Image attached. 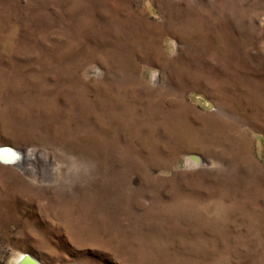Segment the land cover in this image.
<instances>
[{"label":"rangeland","instance_id":"obj_1","mask_svg":"<svg viewBox=\"0 0 264 264\" xmlns=\"http://www.w3.org/2000/svg\"><path fill=\"white\" fill-rule=\"evenodd\" d=\"M0 145V264H264V0H0Z\"/></svg>","mask_w":264,"mask_h":264},{"label":"water","instance_id":"obj_2","mask_svg":"<svg viewBox=\"0 0 264 264\" xmlns=\"http://www.w3.org/2000/svg\"><path fill=\"white\" fill-rule=\"evenodd\" d=\"M18 157V154L14 152L13 148L10 146L0 147V160H12ZM17 264H41L34 256L29 253H24Z\"/></svg>","mask_w":264,"mask_h":264},{"label":"bare ground","instance_id":"obj_3","mask_svg":"<svg viewBox=\"0 0 264 264\" xmlns=\"http://www.w3.org/2000/svg\"><path fill=\"white\" fill-rule=\"evenodd\" d=\"M5 146V145H0ZM15 153H17L19 156L13 158L12 160H0V162L5 163V164H13L18 167L25 168V164H27L31 159H33L34 152L33 151H27L26 153H23L22 151H17L13 149Z\"/></svg>","mask_w":264,"mask_h":264}]
</instances>
